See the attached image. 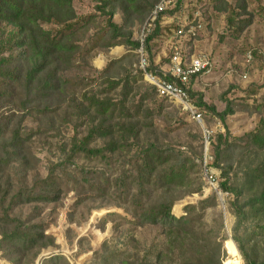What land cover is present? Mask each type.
<instances>
[{
	"label": "trees",
	"instance_id": "1",
	"mask_svg": "<svg viewBox=\"0 0 264 264\" xmlns=\"http://www.w3.org/2000/svg\"><path fill=\"white\" fill-rule=\"evenodd\" d=\"M159 1L96 0L95 14L79 16L74 0H0V108H15L21 120L39 114L46 123L35 132L24 131L22 123L10 126L9 117L0 123V252L9 264H35L43 250L55 248L41 221L34 223L29 217L22 222L11 216L13 210L54 205L64 189L75 193L74 207L112 195L126 216L113 212L103 219L101 228L111 224L114 235L92 253V264H234L237 251L244 264H264V248L257 249L255 241L264 237V116L241 138L219 134L210 143L211 168L220 172L218 191L227 196L225 208L234 219V245L224 233L222 214L206 222L207 212L218 206L216 194L185 206L179 218L172 213L177 202L202 192L199 178L193 177L202 169L203 138L191 136L200 144L199 154L193 149L184 152L189 145L175 147L169 130L153 126L154 118L166 115L165 123L171 124L174 115L166 112L167 99H158L138 69L140 43L133 29L147 21ZM213 1L214 11L226 16L233 36L252 24L244 0L234 6L227 0ZM181 2L157 16L143 42L146 72L167 82L172 79L161 68L168 66L169 58L155 65L152 43L161 37L162 19L179 15ZM116 16L121 24L114 22ZM119 47L125 53L110 59L96 80L84 83L71 76ZM252 54L253 59L258 55ZM129 58L137 60L134 70L130 64L125 67ZM199 78H191L185 87L190 104L224 123L233 114L229 104L218 113L200 94L191 102V84ZM98 80L105 86L102 92L82 90ZM116 91L114 98L111 93ZM252 101L259 111L260 104ZM54 105H65L60 116ZM58 117L73 125L72 136L60 144V157L49 163L46 176L28 181L35 158H30L27 145L33 137L55 131L53 119ZM116 156L125 170L112 176L108 172ZM174 211L180 212L178 207ZM146 227L158 228L159 238L139 252L134 231ZM41 264L69 263L57 255Z\"/></svg>",
	"mask_w": 264,
	"mask_h": 264
},
{
	"label": "rangeland",
	"instance_id": "2",
	"mask_svg": "<svg viewBox=\"0 0 264 264\" xmlns=\"http://www.w3.org/2000/svg\"><path fill=\"white\" fill-rule=\"evenodd\" d=\"M238 1L240 0H227L232 6ZM213 2V0H182L181 2L183 13L188 21L192 22L194 15L198 13L203 25L202 32L195 40H182L184 56L186 59H190L191 56L197 54H206L210 57L213 64V70L210 74L202 76L191 84L190 92L195 94L191 102L195 103L197 96L200 94L204 102L208 105H213L218 113L223 112L227 104H229L233 114L227 116L224 123H221L216 117L198 110L201 114V121L196 123L191 120L190 114L179 103L167 100L165 102L166 112L174 115L173 122L171 124L165 123L166 115H163L164 118L156 117L153 119V126L158 130L160 129L159 131L169 130L170 141L174 140L172 144L175 147L181 148L189 145L188 148H182L184 152H190L189 150L193 149L194 154H199L200 144L192 139L191 136H201L203 138L202 171L200 170V174L193 177L199 178L202 192L199 195L185 197L174 205L172 213L177 218L184 215L183 209L185 206L196 205L199 201L210 196V194H216L212 186L213 182L219 184L221 181L220 172L215 168H211L212 160H209V157H211L210 143L214 142L216 135L228 134L232 138H241L243 135L252 132L260 117L264 116V0H244L246 12L252 15L253 22L237 37L232 35L233 30L227 26L226 16L214 11ZM96 6V0H74V8L79 16L95 14ZM119 16L114 18V22L117 24H121ZM172 17L166 16L162 19L161 37L152 43L153 54L155 55L154 64L157 57L161 61H167L171 55L170 43L176 27V21ZM145 23L137 24L134 27L133 38L135 40H139ZM111 52L115 55H111L112 57L110 55H99L90 63L92 68L85 67L82 71L76 70L71 73V76L83 78L84 83L87 80H96L97 72L110 59L119 58L121 54H124L125 50L123 52L122 50L113 49ZM256 52L258 55L254 57L250 65H247L245 62L246 54ZM136 61V58L127 59L125 67L128 68L127 66L129 65L127 64H130L134 70ZM115 73L119 75L120 72L116 70ZM101 82L100 80L94 81L89 87L82 88V90H92L94 93L102 92L105 86H102ZM118 91L111 93V96L117 98ZM248 93H251L249 98L247 97ZM252 100L260 104L259 111H255ZM55 107L57 108L56 114L60 116L65 105H54L52 109ZM2 117L11 119L10 126L22 123V128L26 132L29 130L35 132L39 125L44 129L46 124L43 116L39 114L27 116L24 120H21L22 113L17 112L15 108L7 106L0 108L1 124L7 121L5 119L2 121ZM61 119L62 117L53 119L55 121V131L42 136H35L27 145L31 155L30 158H35L32 163L33 172L28 175V181L32 180L33 176L36 175L44 178L47 174L49 163L56 162L60 157V144L68 142L69 138H71L74 130L73 125L66 124ZM84 130V128H81L78 132L82 133ZM204 131L210 133L208 148L205 147L204 143ZM122 161V159H117L116 156L113 159L112 166H110L112 169L108 174L112 176L121 174L125 170V167L121 166L122 163L120 164ZM79 164L85 163L80 160ZM91 165L93 166V164ZM217 192L219 193L218 189ZM219 194L221 197L216 194L219 201L218 206L216 209L207 212L206 222L211 223L216 214H222L224 233L230 239L234 219L225 208V201L228 200L227 196ZM75 201V193L64 189L61 200L54 205L39 206V210H36L33 206H21L14 209L11 213L13 218H18L22 222L29 217L32 218L34 223L41 221L45 226V234L52 237L55 241V248L43 250L35 264H41L44 260L57 255L64 256L69 264H92V253L98 251L102 243L110 240L114 235L111 224H106L104 228H101L103 219L107 214L113 212L126 217L122 207L117 206V203L114 202L112 195L103 200L85 202L78 207H74ZM176 207L179 208V214L174 211ZM159 233L160 230L158 228L152 227L134 231V236L139 243L137 251L142 252L150 246L153 241L159 238ZM255 241H257V249L261 250L264 248V237ZM121 246L123 244L119 240L118 248H121ZM232 257L234 264H244L239 253L232 255ZM0 264H9L3 258L2 252H0Z\"/></svg>",
	"mask_w": 264,
	"mask_h": 264
},
{
	"label": "built area",
	"instance_id": "3",
	"mask_svg": "<svg viewBox=\"0 0 264 264\" xmlns=\"http://www.w3.org/2000/svg\"><path fill=\"white\" fill-rule=\"evenodd\" d=\"M177 3L178 0H160L154 7L139 37L140 48L137 51L139 55L138 69L143 73L144 81L154 87L159 99H167L179 103L183 109L190 114L191 119L199 123L201 121V114L190 104L185 87L189 84L191 78H199L210 74L213 70V64L210 57L206 54H197L191 56L190 59L184 58L179 45L181 39H194L199 32L203 30V25L198 13L194 15L193 21L189 22L183 13V9H181L179 15L175 19V32L173 33L172 42L170 43L171 55L169 57L167 70L165 71V75H168L172 81L167 82L163 78L155 75L156 73L149 74L146 72L148 60L143 50L145 34L149 32L151 25L159 14L169 8H173ZM252 60V53H247L245 56L246 64L250 65ZM203 134L205 147L208 148L210 133L204 131ZM209 160H212V158L209 157ZM213 183L212 187L214 191L218 197H221L217 192L218 184L216 182Z\"/></svg>",
	"mask_w": 264,
	"mask_h": 264
},
{
	"label": "crops",
	"instance_id": "4",
	"mask_svg": "<svg viewBox=\"0 0 264 264\" xmlns=\"http://www.w3.org/2000/svg\"><path fill=\"white\" fill-rule=\"evenodd\" d=\"M115 49H117V50H119V51H123L124 52V49L122 48V47H119V48H115ZM113 52H110L109 53V55L111 56V55H115V54H112ZM125 53V52H124ZM123 54H121V56H122ZM121 56H119V57H121ZM112 57V56H111ZM161 62V60H160V58L159 57H157V59H156V61H155V65H159V63ZM166 69H167V67L166 66H163L162 68H161V71H166Z\"/></svg>",
	"mask_w": 264,
	"mask_h": 264
},
{
	"label": "water",
	"instance_id": "5",
	"mask_svg": "<svg viewBox=\"0 0 264 264\" xmlns=\"http://www.w3.org/2000/svg\"><path fill=\"white\" fill-rule=\"evenodd\" d=\"M231 240V239H230ZM231 242L233 243V241L231 240ZM234 244V243H233ZM236 247V246H235ZM237 250V249H236ZM237 253H238V251H237ZM227 255H228V257H229V254L227 253ZM224 264V263H223Z\"/></svg>",
	"mask_w": 264,
	"mask_h": 264
},
{
	"label": "bare ground",
	"instance_id": "6",
	"mask_svg": "<svg viewBox=\"0 0 264 264\" xmlns=\"http://www.w3.org/2000/svg\"><path fill=\"white\" fill-rule=\"evenodd\" d=\"M233 244V243H232ZM234 245V244H233Z\"/></svg>",
	"mask_w": 264,
	"mask_h": 264
}]
</instances>
